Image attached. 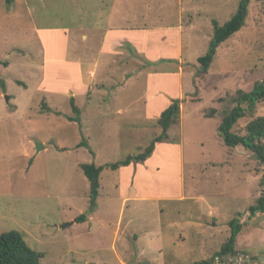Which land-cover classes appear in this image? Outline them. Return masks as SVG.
<instances>
[{"label": "rangeland", "instance_id": "rangeland-1", "mask_svg": "<svg viewBox=\"0 0 264 264\" xmlns=\"http://www.w3.org/2000/svg\"><path fill=\"white\" fill-rule=\"evenodd\" d=\"M134 2L138 17L153 1ZM182 2L198 14L184 15L186 22L193 19L196 33L191 36L188 30L183 36V77L152 80L168 95H175L178 85L183 90L180 118L168 131L170 141L155 144L147 165L126 171L104 168L92 205L80 165L102 166L135 156L161 134L158 118L146 112V77L134 75L146 65L141 58L116 56L114 68L102 67L100 84L108 92L93 94L88 106V94L78 90V122L68 120L76 114L67 93V72L53 58L45 82L40 66L44 50L65 54L67 62H80L84 78V66L95 62L104 37L96 24L106 25L118 0H0V234L20 233L43 255L40 264H264V213L253 217L248 211L264 196V165L242 147H227L219 133L236 92H250L256 81H264V2H250L245 27L218 48L202 74L197 59L208 51L212 21L226 23L239 0ZM178 13L175 6L169 21H177ZM39 29H48L41 34L44 47ZM11 46L23 50L10 53ZM8 60L6 69L2 63ZM172 66L177 72V65ZM118 97L132 102L121 107L127 114L117 115ZM107 99H113V107L104 113L99 104ZM155 101L160 104L163 98ZM13 104L20 105L17 113ZM212 109L215 116L206 117ZM260 116L264 102L246 113L234 132L244 135L247 123ZM82 214L85 221L75 222ZM235 218L242 227L235 253L217 257Z\"/></svg>", "mask_w": 264, "mask_h": 264}, {"label": "crops", "instance_id": "crops-1", "mask_svg": "<svg viewBox=\"0 0 264 264\" xmlns=\"http://www.w3.org/2000/svg\"><path fill=\"white\" fill-rule=\"evenodd\" d=\"M152 1L153 2H150L147 13L143 14L142 16L139 15L138 17H136L137 15L133 11L136 4L134 0H132V2L131 0H118V6H116V8L110 9L111 13L107 16L109 21H107L106 25H102L100 23L96 24L104 30V37L101 40L100 48L95 62L90 64L89 68L84 66V78L82 76L79 61L67 62L65 59V54L60 57L55 54L53 55L50 52L48 54L46 50H44V52H42V60L44 58L46 62L44 61L43 65L40 66V76L42 77V80L46 82L45 74H47V65L48 62L52 61L54 58L56 65L61 64V67L63 68L62 73L67 72L68 80L66 82L68 83V96L74 98L75 100L77 91L84 90L85 93L88 94L86 102L88 103V106H90L89 103L92 100L91 98L93 97V94L98 93L99 97H102L108 92L107 89L109 87H107L105 84L103 86L100 84L102 83L101 76L104 75V73L101 72L102 67L110 66L109 68H114V66L116 65L115 60L120 56H125V59H129V57H131V59L141 58L144 61L146 68L143 72H137L134 75H145L147 98H144V103L146 104V112L153 113V118L159 119L161 113L169 107L173 100H176L183 96V90L181 86L178 85L179 89L175 90L176 94L168 95L161 88H155L153 86L152 80L155 77L165 78L173 75L180 76V78L182 79L183 71L180 70L182 68L181 63L185 62L184 59H182L183 36L184 34L188 33V30H191V36L196 33L193 19H190V21L186 22L184 21V15L187 11L190 13V15L198 16V14L194 12L195 10L192 6L188 7V9L184 8L182 0H177L176 4L173 3V0ZM175 6L179 7V18L177 21H169V17L173 15L172 10H174ZM191 18H193V16H191ZM138 19H143L144 21L140 23L138 22ZM147 21L148 23H146ZM44 30L45 29H39L37 31L38 40L40 44L43 45V47L44 39L41 37V34ZM46 30L43 33H48V31ZM126 34L129 35L125 37ZM157 34L162 35L156 37ZM53 39V37H50L47 38V41L51 42ZM51 46L57 49V46L53 44H51ZM21 50L23 49L16 46H11L7 49L8 52L14 54L15 51L21 52ZM17 55H21V53ZM119 59L120 58H118V61ZM162 61H166L168 63H164ZM172 62H175V64H173ZM2 65L7 69V67L10 66V61L8 60V62H3ZM172 65H177V72H173L175 69L172 68ZM122 74L123 76H118V79L126 77L127 71L126 73L123 72ZM82 78L84 79L85 84ZM131 78L132 77L125 79L124 82L130 81ZM5 84V81L2 82L3 90L6 89ZM120 86H118V90ZM109 90L114 92V89L110 88ZM149 97L150 99H148ZM157 98H163V102L158 104L155 101ZM119 99L120 97H118V110L116 111V113L118 116H121L124 113L127 114L126 110H122L121 107H129L132 105V102L126 104L125 101H120ZM112 101L113 99H107L99 104V106L104 105V113L111 110V108L113 107L111 106ZM13 105H15L14 110L17 113L20 105ZM129 112L130 111H128V113ZM156 149L157 146L154 148L153 153ZM151 157L152 155L145 161L146 165ZM132 165L138 164H131L120 169H122V171H126L123 168L128 169Z\"/></svg>", "mask_w": 264, "mask_h": 264}, {"label": "trees", "instance_id": "trees-1", "mask_svg": "<svg viewBox=\"0 0 264 264\" xmlns=\"http://www.w3.org/2000/svg\"><path fill=\"white\" fill-rule=\"evenodd\" d=\"M251 1L264 2V0H239L236 12L226 23L219 25L216 20L212 21L213 34L209 42L208 51L197 59V62L201 66V74L208 72L218 48L245 27ZM232 100L234 106L226 111L219 126V133L223 143L230 148L242 147L249 151L259 164L264 165V116L254 118L247 123L244 135L238 134L233 130L237 122L246 116V113H253L256 105L264 102V81H256L250 92L237 91L236 96ZM219 101H223V99ZM70 105L76 117H69L68 120L78 122L80 119V109L76 107L74 98L70 99ZM44 109L48 110L46 105H44ZM215 113L216 110L212 109L205 116L214 117ZM180 114L181 100H173L157 120L161 134L156 136L150 145L144 149H140L137 155L128 156L113 164L102 166H96L93 163L80 165V169L89 183L92 205L95 204L99 195L100 174L103 169L108 168L116 171L131 164L144 163L152 155L156 143L170 141L168 131L178 122ZM262 177L264 180V174ZM248 211L253 217L257 213H264V196L259 197L256 203L249 207ZM85 219V215L82 214L75 219V222H83ZM229 226L230 235L222 245L220 252L216 254L217 257H225L235 253L236 239L242 227L239 219L236 218L229 222ZM42 257L43 255L41 253L32 250L26 244L20 233L9 231L0 234V264H40ZM194 264H212V261L201 260Z\"/></svg>", "mask_w": 264, "mask_h": 264}, {"label": "water", "instance_id": "water-1", "mask_svg": "<svg viewBox=\"0 0 264 264\" xmlns=\"http://www.w3.org/2000/svg\"><path fill=\"white\" fill-rule=\"evenodd\" d=\"M6 99L8 100V97H6ZM42 148H43V147L40 146V145L37 146V149H38V150H40V149H42Z\"/></svg>", "mask_w": 264, "mask_h": 264}]
</instances>
